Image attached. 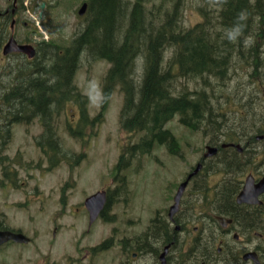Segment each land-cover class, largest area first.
<instances>
[{
	"label": "flooded vegetation",
	"instance_id": "flooded-vegetation-1",
	"mask_svg": "<svg viewBox=\"0 0 264 264\" xmlns=\"http://www.w3.org/2000/svg\"><path fill=\"white\" fill-rule=\"evenodd\" d=\"M21 2L0 0V96L4 98L22 63L30 65L38 58L36 63L49 66L65 56V45L47 37L43 41L31 39L36 32L29 22L22 21ZM84 26V22L82 27L80 24L74 35H79ZM11 39L18 45L31 46L34 56L4 54ZM65 112L36 111V116L21 121L18 111H0V208L20 212V217L23 212L25 217L14 227L0 209V232L22 234L28 240H8L0 244V251L14 245L31 248L25 259L22 250L13 254L11 262L0 264H101L100 254L113 251L117 258L110 256L103 264H264L263 123L253 124L261 131L252 136L241 134L243 127L239 124L208 125L216 131L209 129L203 134L210 137L198 159L174 190L171 184L166 187L168 195L161 204H147L150 216L146 218L142 216L146 200H136L137 188L129 180L130 174L135 176L143 170L139 161L149 155L132 152L131 146L137 141L119 146L111 179L78 203H67L68 194L74 189L78 193L82 182L81 168L92 136L88 131L85 134L86 129L90 125L93 130L97 124L82 111H78V123L56 124ZM43 117L49 122L42 123ZM35 126L39 135H28ZM62 130L75 138L80 155L63 151L59 136ZM25 137L36 148V156L32 154L28 159L19 148L11 146L13 139ZM209 151L212 154L206 156ZM176 158L181 157L172 155L174 164ZM149 161L165 165L157 156L149 157ZM247 178H251L249 194L238 202ZM183 182L186 185L175 205ZM94 194L104 197L96 214L97 208L85 204ZM131 199L142 208L132 205ZM56 249L59 251L53 255Z\"/></svg>",
	"mask_w": 264,
	"mask_h": 264
},
{
	"label": "trees",
	"instance_id": "trees-1",
	"mask_svg": "<svg viewBox=\"0 0 264 264\" xmlns=\"http://www.w3.org/2000/svg\"><path fill=\"white\" fill-rule=\"evenodd\" d=\"M184 2L88 0L84 29L65 45V56L49 66L36 58L17 67L6 98L0 96V111H18L19 120L26 121L36 111H64L74 103L85 116L87 99L73 82L84 54L110 65L100 87L101 110L92 123H100L118 88L120 130L141 134L131 146L138 155L150 154L155 146L180 155L178 141L164 128L175 116L182 126L202 134L216 131L208 125L231 123L234 111L233 123L248 122L259 113L256 107L264 106V0H207L197 6L199 20L190 26L182 20ZM242 10L248 13L245 35L254 37L249 46L223 35ZM237 66L247 71V83L231 88ZM48 122L43 117L42 123ZM257 123L264 124V111ZM254 131L261 129L249 132Z\"/></svg>",
	"mask_w": 264,
	"mask_h": 264
},
{
	"label": "rangeland",
	"instance_id": "rangeland-1",
	"mask_svg": "<svg viewBox=\"0 0 264 264\" xmlns=\"http://www.w3.org/2000/svg\"><path fill=\"white\" fill-rule=\"evenodd\" d=\"M203 2H207V0H185L182 20L186 26H190L199 20V15L196 11V8ZM81 3L82 0H22L20 17L23 19L22 21H27L33 26L36 32L30 36L33 41H43L45 40L44 36L46 35L49 41L52 39L58 44L68 45L70 43V39L74 36L77 27L80 24L81 27L83 25V16L85 14L83 16L78 15V10L82 5ZM1 6H3V4L0 3V7ZM17 61L20 62L19 58ZM78 64L79 67L74 75L73 82L80 94L87 99V113L89 119L92 120L100 113L101 110L99 105L101 101L100 87L102 78L104 77L110 65L105 61L92 60L89 56L87 57L84 54L80 57V62ZM25 67V63H22L19 66L20 69ZM235 69L236 72L233 74L230 83L231 88L239 87L240 85L247 83L245 77L247 71L245 68L237 66ZM16 74L14 75V80L16 78ZM139 74L140 68L136 70L135 81H139ZM189 87L192 88L193 83H190ZM245 87H247V85ZM223 90H225V88H223ZM121 106L122 95L118 88H116L109 103L107 104L105 111L102 112L100 123H95L97 125L93 127V130H91L92 128L90 125L86 129L85 134L88 131V133H91L92 136L90 139H88L90 141L86 147L87 150L85 149L87 159L81 168L82 182L78 193L76 189H74L73 192L68 194V204L78 203V201L83 200L86 196L94 192L96 188L105 184L109 179H111V170L118 158L120 151L119 146L128 142V145H132L138 141L137 139L140 137V135L131 136L121 132L120 130L119 113ZM256 108L257 112H259L257 116H252L251 119L248 118V122L243 124L239 123V126H242V129L247 131V133H243L245 135H254L255 131H249L250 129H255L253 128V124L257 123L261 113L264 111V106H260V109H258V107ZM64 111H66L65 114L61 115L58 121L56 120V124L73 125L76 122L78 123V111L80 112V108L78 106H76L74 103H70L67 105ZM237 113L238 111L231 113V123L236 121ZM34 124H36V122ZM164 128L169 130L178 141L181 158L174 159L176 161V164H174L172 155L166 151L165 147L155 146L147 158H142L139 161L143 167V170H141L138 174L135 173L137 174L135 176H133L134 174L129 175V180L131 181L133 188L134 185L137 188L135 193L136 200L140 199L144 202L146 200L144 209L142 210V216H146V218L150 216V213H148L149 208L147 207V204L149 202H154V206L155 203L160 202L164 197H167L168 194H166V187H169L170 184V188H173L172 190L175 189L176 185L183 178L188 168L195 163L196 159H198L199 155L203 151L205 143H207V140L210 137V135L205 136L201 132H193L185 128L178 122L177 116L167 122ZM30 130V134L28 135L35 137L39 135L38 127L35 126L34 128H30ZM24 133L26 134V132ZM20 134L22 133L20 132ZM59 136L61 146L64 149L63 151L69 155L72 153L80 155V152L77 150L78 147L75 138H70L66 132H63V130L59 132ZM21 140L22 138L13 139L11 141L12 148H19L24 153L26 159L31 157L32 154L36 156L34 153L36 148H34V143L31 141V139L25 137V139L22 141ZM155 156L159 157L161 161H164L165 165H155L153 162L149 161V157ZM64 170L67 171V167H65ZM75 172L79 171L75 170ZM154 172L156 174H154ZM88 176H91V178L85 179ZM131 202L132 205L137 206V209L142 208L141 206L137 205L138 201H133L131 199ZM119 203L122 204V201H119ZM161 203L162 202L159 204ZM0 209H2V212L7 214V219L10 220L9 222L14 227H18L15 225L17 220H20L21 218L23 221L25 220L23 212H21L20 217V212L16 213L14 210L6 209L4 207ZM130 210H134V208L130 206ZM22 250L24 252L23 259L30 256V247L27 248L14 245L8 250H1L0 263L11 262L13 254L18 251L22 252ZM58 251L59 249L52 250V254L56 255ZM110 256L117 258V253L113 251L112 253L110 252L109 255L100 254L99 263L103 264L104 260L107 262Z\"/></svg>",
	"mask_w": 264,
	"mask_h": 264
},
{
	"label": "water",
	"instance_id": "water-1",
	"mask_svg": "<svg viewBox=\"0 0 264 264\" xmlns=\"http://www.w3.org/2000/svg\"><path fill=\"white\" fill-rule=\"evenodd\" d=\"M86 7L87 5L84 3L81 5V7L78 10V15L82 16L85 11H86ZM13 52H20L23 54H26L29 58H32L34 56V50L31 46H23V45H18L16 43V41L14 39H11L4 47L3 49V53L7 54V53H13ZM214 151V149H212ZM212 153L209 151L207 152L205 155H211ZM198 168L195 170V172H197ZM251 178H247L246 180V184H245V188L244 190L241 192V194L238 196V202H243L244 199L246 198V196L249 194V189H250V182ZM186 185V182H183L178 189L177 195L175 196V205L178 203L181 194L183 192V189ZM261 186V185H259ZM85 204L90 207H94L97 208V210L94 212V214H96L99 209L102 207V205L104 204V197L102 194H94L91 197L87 198V200L85 201ZM8 240H14L15 242H21V243H26L28 240L25 236H23L22 234H13L11 232L8 231H3L0 232V244L8 241Z\"/></svg>",
	"mask_w": 264,
	"mask_h": 264
},
{
	"label": "clouds",
	"instance_id": "clouds-1",
	"mask_svg": "<svg viewBox=\"0 0 264 264\" xmlns=\"http://www.w3.org/2000/svg\"><path fill=\"white\" fill-rule=\"evenodd\" d=\"M247 19V11H240L233 24L223 29L224 37L230 42L240 41L244 46H249L253 42L254 37L251 34L245 35L244 29L246 27Z\"/></svg>",
	"mask_w": 264,
	"mask_h": 264
}]
</instances>
